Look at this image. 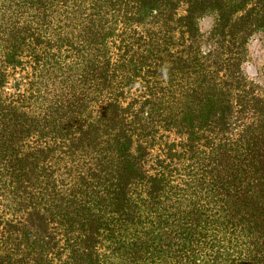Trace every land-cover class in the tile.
<instances>
[{
  "label": "trees",
  "instance_id": "1",
  "mask_svg": "<svg viewBox=\"0 0 264 264\" xmlns=\"http://www.w3.org/2000/svg\"><path fill=\"white\" fill-rule=\"evenodd\" d=\"M264 0H0V264H264Z\"/></svg>",
  "mask_w": 264,
  "mask_h": 264
},
{
  "label": "rangeland",
  "instance_id": "2",
  "mask_svg": "<svg viewBox=\"0 0 264 264\" xmlns=\"http://www.w3.org/2000/svg\"><path fill=\"white\" fill-rule=\"evenodd\" d=\"M264 59V37L258 36L250 48V61L248 70L253 74L256 67L261 66Z\"/></svg>",
  "mask_w": 264,
  "mask_h": 264
}]
</instances>
